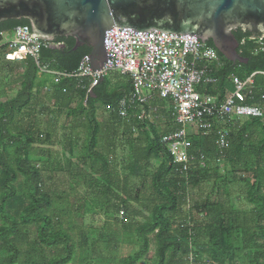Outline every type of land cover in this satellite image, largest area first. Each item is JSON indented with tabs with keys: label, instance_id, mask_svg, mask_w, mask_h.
Wrapping results in <instances>:
<instances>
[{
	"label": "trees",
	"instance_id": "obj_1",
	"mask_svg": "<svg viewBox=\"0 0 264 264\" xmlns=\"http://www.w3.org/2000/svg\"><path fill=\"white\" fill-rule=\"evenodd\" d=\"M18 25L29 27L26 20L0 22V35ZM232 33L238 42L236 52L247 62L232 64L217 52L223 62L215 73L218 82L199 91H231L230 76L245 79L254 72H264V38L241 29ZM53 43L63 47H41L39 63L69 74L90 51L86 46L72 50L70 37L55 38ZM206 45L213 47L211 41ZM23 63L19 89L0 104V251L4 253L0 264H264V118L233 119L228 128L229 145L222 151L215 145L214 128L197 131L189 137L192 160L183 171L160 143L161 135L174 128L170 105L158 99L146 105L133 104L122 117L126 119L128 162L121 178L98 148V132L108 127L97 121L96 114L99 107H108L114 120L121 118L119 101L131 91L128 78L117 74L126 83L110 88V74L103 76L92 87L91 97L89 78L69 77L53 83L49 75L38 74L31 57L25 55ZM39 77L50 89L44 93L65 111V122L74 125V130L83 122L87 132L91 129L79 167L66 169L80 178L76 187L69 185V192L45 184L43 169L30 160L32 145L49 143L52 135L49 123L41 132L40 123L29 118L39 110L32 105L36 98L33 89L41 85ZM253 86V96L246 104L264 106V75L256 74ZM157 104L162 109L166 106L165 126L160 132L149 119H137L142 109ZM67 143L71 149L77 142L68 138ZM220 158L228 165L232 180L246 186L250 209H236L228 198L206 195L190 200V189L211 180L204 169L205 160L209 164ZM97 160L102 162L99 169L94 167ZM152 161L157 162L154 170ZM18 175L23 177L21 182H17ZM134 178L140 180L139 187L133 186ZM78 188L84 193L74 194ZM94 190L99 194L93 195ZM86 202L91 204L89 208H85ZM88 211H101L111 220L88 230L82 219ZM105 231H109L107 236ZM118 244L134 250L121 255Z\"/></svg>",
	"mask_w": 264,
	"mask_h": 264
},
{
	"label": "built area",
	"instance_id": "obj_2",
	"mask_svg": "<svg viewBox=\"0 0 264 264\" xmlns=\"http://www.w3.org/2000/svg\"><path fill=\"white\" fill-rule=\"evenodd\" d=\"M103 43L106 60L100 71L91 69L87 54L70 74L39 63L40 48L48 43L39 40L27 25L16 26L6 46L31 57L38 74L49 75L53 83L62 78L87 77L93 87L100 75L116 73L127 77L131 91L119 101L121 117L127 116L133 104L146 105L154 99L166 101L172 108L174 128L161 135L160 143L183 171H187L192 160L189 154L192 133L214 128L215 145L222 151L229 145L228 128L233 119L264 118L261 103L246 104L253 96L254 76L264 72H254L245 79L230 76L231 91L209 94L198 90L217 84L215 73L222 69L223 62L215 48L195 36L116 27L105 32ZM49 91L44 87V92ZM261 98L264 99V93ZM154 112L155 108L142 109L137 119H149ZM122 216L120 211L119 218Z\"/></svg>",
	"mask_w": 264,
	"mask_h": 264
},
{
	"label": "water",
	"instance_id": "obj_3",
	"mask_svg": "<svg viewBox=\"0 0 264 264\" xmlns=\"http://www.w3.org/2000/svg\"><path fill=\"white\" fill-rule=\"evenodd\" d=\"M9 20H26L49 47H63L53 43L58 37L72 38V50L88 47L93 71L106 60L105 32L116 27L195 36L232 64H245L232 32L264 36V0H0V22ZM88 92L94 97L92 87Z\"/></svg>",
	"mask_w": 264,
	"mask_h": 264
},
{
	"label": "crops",
	"instance_id": "obj_4",
	"mask_svg": "<svg viewBox=\"0 0 264 264\" xmlns=\"http://www.w3.org/2000/svg\"><path fill=\"white\" fill-rule=\"evenodd\" d=\"M11 36H12V32H6L0 35V104H3L4 102L10 100L12 97L15 96L17 90L19 89L20 74L24 70V63H23L24 55H22V53H20L19 51L9 49L6 46V43L11 38ZM5 75H7L6 76L8 78L7 81L4 80ZM39 81L41 82V85L38 88L33 89V96H34V91L36 89H39V90L41 89L42 93H44L43 78L39 77ZM108 81H109L110 88L126 83V80L118 76L116 73H111L108 76ZM12 91H14L15 94L11 95L10 93ZM35 95H36V92H35ZM33 101L34 103L32 102V105L34 104L35 107H37L41 103L40 99H37V98L33 99ZM105 109H108V107H105ZM33 116L34 114L30 115L29 118H32ZM29 118L26 117L25 120H28ZM116 119L117 120H114L112 115L108 112L107 117L103 121L101 122L98 121L99 123L105 124L108 127V128H104L101 131L102 135L99 137V139L102 142L98 146V148L99 149L102 148L101 153L105 155L109 166L116 169L118 173L120 174V177L123 178L124 166H125V163L128 162V148L126 145H124L125 138H126V134H125L126 130L124 128V124L126 122V119L122 117L121 118L117 117ZM30 121L32 120L30 119ZM32 122H35V121L33 120ZM25 126L28 127L29 125L26 124ZM47 126H48V123L45 124L43 129H45ZM113 126H115V129L113 128ZM56 135L57 134L55 133L51 135V139L49 143L32 145V147L34 148V151H33L34 153L32 155L45 157L44 158L45 162H43L42 164V166H45V169H48V172L46 173V176H45L46 177L45 184L49 186L55 183V172L53 170L57 169L58 191L61 192V190H64L66 192H69V185L71 183L69 182L67 178L63 179L61 177H58V175H62L61 172H64L63 174L68 173L66 169L73 168L76 170L79 167L78 166L79 162H82V159L85 157V153L82 152L83 143L82 141H80V139H78V134L75 133V130L64 132L63 135H59L58 137ZM68 138H73L77 142L76 145H74L71 149L67 148ZM107 144L108 145L110 144V145L108 146ZM58 147L61 148V152L59 153V156L57 157L56 161H54L52 158V154L56 153L54 150ZM94 167H96L97 169L101 168L102 167L101 160H97V162L94 164ZM68 174L70 175V173ZM96 177H98L97 174H96ZM75 184L78 185L79 182L73 181L74 187H76ZM63 186H65L66 189H63L62 188ZM81 193H84L82 188L81 189L78 188L77 190L76 189L74 190V194L76 195L81 194ZM92 194L96 195V194H99V192L97 190H94ZM96 214L103 215L101 211H98ZM96 214H92L91 216H94Z\"/></svg>",
	"mask_w": 264,
	"mask_h": 264
},
{
	"label": "rangeland",
	"instance_id": "obj_5",
	"mask_svg": "<svg viewBox=\"0 0 264 264\" xmlns=\"http://www.w3.org/2000/svg\"><path fill=\"white\" fill-rule=\"evenodd\" d=\"M5 75L4 80H8V78ZM36 98L40 99L41 103L39 106V110L36 111L35 115L32 117V119L36 123H40V128L43 130L44 126L46 123H49L50 126V133L57 134L56 136L58 137L59 135H63L64 132L68 131H74L72 127H75L74 125L70 126L69 123L65 122L66 120V115L65 111L61 109V105H59L57 102H54L53 98L49 94L42 93V90L36 89ZM11 95L15 94L14 91L10 93ZM39 96V98H38ZM78 102V101H77ZM59 108V109H58ZM166 106L162 107L157 104L155 105V112L150 115L149 120L151 119L152 125L154 124L153 128L160 132L164 129L165 126V117H166ZM108 109H105V107H99L97 114H96V119L97 121H103L107 117ZM70 119H67L69 121ZM78 121V119H77ZM82 122V121H78ZM85 122H83V126L79 125V127L75 128V133L78 134V139L82 141L83 146H82V152H86V144L89 140L91 129L89 128L88 132L85 130ZM73 129V130H71ZM135 132V130H133ZM43 132V131H41ZM102 135L101 131L98 132V137ZM196 135V132L192 133L191 136ZM261 136V135H260ZM62 137V136H60ZM61 139V138H60ZM99 145L101 144V140L99 139ZM98 145V146H99ZM85 147V148H84ZM54 150V149H53ZM56 155L52 154V158L54 161H56L57 157L59 156V153L61 152V148H56L54 150ZM45 157L42 156H37V155H31L30 160L33 162L36 166H38L39 169H43V177L46 176L47 169H45V166H42L43 162H45L44 159ZM205 167L204 169L207 171V174L211 176V180L208 182H203L199 187H196L194 189H190L189 191V198L190 200H198L204 198L206 195L210 198H218L221 200L229 199L231 205L236 208V209H250L252 207L251 204H248L246 198H245V191H246V186L242 182H235L232 180L231 174L229 173L228 170V165L225 164L223 159H218L214 162H211L208 164L207 160H205ZM157 166V162L152 161V166L151 170H154ZM55 172L57 169H54ZM62 175H58V177H61L63 179H68L71 185H73V181H79L80 178L75 174H63L64 172H61ZM46 178V177H45ZM23 180V177L21 175H18V180L17 182H21ZM57 173L55 174V183L54 186L58 187L57 183ZM46 181V180H45ZM131 182L133 186L139 187L140 185V180L139 179H131ZM66 186V184H65ZM63 186V189H66V187ZM57 187L55 189L57 190ZM53 188V186H51ZM227 190V195L225 194V191ZM78 195V194H77ZM75 198L76 196H68V198ZM83 197V196H81ZM65 199V198H64ZM88 205V206H87ZM91 204L89 202L85 203V208H89ZM70 206V205H69ZM145 214H147L145 211H143ZM92 212L88 211V213L83 217V223L84 225L88 228L89 227L96 229L97 227H101L103 222L105 220L110 221L111 219L108 217H104L102 214H96L94 216H91ZM140 220V219H139ZM2 218L0 217V225L2 224ZM89 233H92L88 231ZM102 232V231H101ZM105 236L108 235L109 231H105ZM93 234V233H92ZM134 248L118 244V252L122 255L130 254ZM152 249L150 250L148 256L152 255ZM4 256V253L0 251V259Z\"/></svg>",
	"mask_w": 264,
	"mask_h": 264
},
{
	"label": "flooded vegetation",
	"instance_id": "obj_6",
	"mask_svg": "<svg viewBox=\"0 0 264 264\" xmlns=\"http://www.w3.org/2000/svg\"><path fill=\"white\" fill-rule=\"evenodd\" d=\"M259 35H261V34L259 33Z\"/></svg>",
	"mask_w": 264,
	"mask_h": 264
}]
</instances>
